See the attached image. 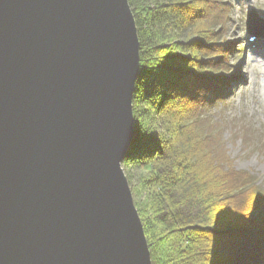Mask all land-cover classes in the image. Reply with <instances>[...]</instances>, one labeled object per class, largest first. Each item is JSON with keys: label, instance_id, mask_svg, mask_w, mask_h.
<instances>
[{"label": "water", "instance_id": "obj_1", "mask_svg": "<svg viewBox=\"0 0 264 264\" xmlns=\"http://www.w3.org/2000/svg\"><path fill=\"white\" fill-rule=\"evenodd\" d=\"M140 48L129 0H0V264H153L122 166Z\"/></svg>", "mask_w": 264, "mask_h": 264}, {"label": "trees", "instance_id": "obj_2", "mask_svg": "<svg viewBox=\"0 0 264 264\" xmlns=\"http://www.w3.org/2000/svg\"><path fill=\"white\" fill-rule=\"evenodd\" d=\"M129 4L141 69L123 164L137 170L132 191L153 264H264V217L253 215L264 195L233 165L209 109L224 94L213 79L229 49L222 43L229 7L222 0Z\"/></svg>", "mask_w": 264, "mask_h": 264}, {"label": "rangeland", "instance_id": "obj_3", "mask_svg": "<svg viewBox=\"0 0 264 264\" xmlns=\"http://www.w3.org/2000/svg\"><path fill=\"white\" fill-rule=\"evenodd\" d=\"M222 2L229 7V22L222 40L229 49L219 60L221 67L213 80L224 94L209 109L224 132L233 165L250 173L256 180L257 190L264 195V56L259 53L264 49V37L249 41L252 35H246L247 13L255 9L264 17V0ZM122 166L126 174H133V181L129 180L133 187L137 170L129 171L127 166ZM133 196L135 202L140 200L137 193Z\"/></svg>", "mask_w": 264, "mask_h": 264}, {"label": "snow or ice", "instance_id": "obj_4", "mask_svg": "<svg viewBox=\"0 0 264 264\" xmlns=\"http://www.w3.org/2000/svg\"><path fill=\"white\" fill-rule=\"evenodd\" d=\"M262 16H264V14H262ZM259 27L261 29L262 32H264V19H262L260 22H259ZM253 215H258L260 217H264V208H257L255 209Z\"/></svg>", "mask_w": 264, "mask_h": 264}, {"label": "bare ground", "instance_id": "obj_5", "mask_svg": "<svg viewBox=\"0 0 264 264\" xmlns=\"http://www.w3.org/2000/svg\"><path fill=\"white\" fill-rule=\"evenodd\" d=\"M262 49V48H261ZM264 49L260 50L259 53L264 56Z\"/></svg>", "mask_w": 264, "mask_h": 264}]
</instances>
